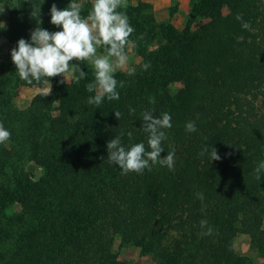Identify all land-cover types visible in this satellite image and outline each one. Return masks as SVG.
<instances>
[{
    "label": "trees",
    "instance_id": "obj_1",
    "mask_svg": "<svg viewBox=\"0 0 264 264\" xmlns=\"http://www.w3.org/2000/svg\"><path fill=\"white\" fill-rule=\"evenodd\" d=\"M70 2L0 0L8 9L2 34L16 47L37 26L49 30L53 3ZM81 5L87 18L93 4ZM149 8L140 1L118 9L141 57L135 75L114 74L124 82L119 100L89 105L95 70L73 61L84 79L50 78L49 95L18 108L20 87L37 82L21 80L12 59L0 64V123L11 133L0 144V264H122L115 236L154 264H248L233 248L241 233L264 256V172L254 178L264 161V1L195 0L182 30L156 23ZM196 17L203 21L192 31ZM145 111L171 115L161 156L175 149L174 170L157 163L122 175L107 142L123 133L125 147L147 146ZM190 120L196 132L185 130ZM205 145L221 159L199 156ZM12 205L19 209L9 213ZM201 221L211 235H202Z\"/></svg>",
    "mask_w": 264,
    "mask_h": 264
},
{
    "label": "clouds",
    "instance_id": "obj_2",
    "mask_svg": "<svg viewBox=\"0 0 264 264\" xmlns=\"http://www.w3.org/2000/svg\"><path fill=\"white\" fill-rule=\"evenodd\" d=\"M124 5V0H94L92 9L87 18L81 16L82 5L76 0H71L69 5L58 9L53 3L50 8V22L61 30L50 32L37 26L30 33V41L20 38L17 46L11 49V59L15 65L19 78L31 84L33 81L42 84H50V78L61 74L67 80L66 74L71 72L75 83L86 77L82 68L75 66V62H88L95 70V79L86 85L89 93H95L88 97L87 103L100 107L105 98L109 101L119 100L120 94L117 90L124 86L123 81H117L115 73L124 70L128 63V54L125 51L129 43L130 35L135 29L129 23L127 15L118 11ZM4 9L0 8V12ZM36 16L35 12H32ZM236 19L241 21L242 28L251 31L250 22H244L241 15ZM39 24V21H38ZM98 48H104L105 54H98ZM150 63H144L142 69L147 71ZM78 73V75H77ZM127 74H136L135 68H128ZM61 83L64 80L60 81ZM50 88L41 91V96L50 94ZM154 102V101H153ZM130 113L135 109L130 108ZM119 120L122 113L115 111ZM142 129L147 133V146L143 143H135L125 147L121 141V135L111 138L107 142V159L109 163H115L121 169L122 175L129 173L143 174L147 169L151 171L152 166L157 163L174 170L175 149L161 156L164 151L163 141L167 139L164 129L172 127L171 115L167 112L156 117L152 111L142 114ZM189 133L197 131L194 120L185 125ZM131 136V133H128ZM11 137V133L0 123V144L5 143ZM209 156L210 161L220 160L217 149L205 145L199 152V156ZM264 172V161H261L254 170V178L261 181V173ZM197 197L203 201L202 193ZM201 229H206L202 235H211L212 227L206 221H201Z\"/></svg>",
    "mask_w": 264,
    "mask_h": 264
},
{
    "label": "rangeland",
    "instance_id": "obj_3",
    "mask_svg": "<svg viewBox=\"0 0 264 264\" xmlns=\"http://www.w3.org/2000/svg\"><path fill=\"white\" fill-rule=\"evenodd\" d=\"M146 2L149 5V11L154 17L156 23H167L172 24L176 29L182 30L187 24L191 12L193 2L195 0H124V5L120 10L136 5L137 2ZM264 1V0H263ZM76 2L82 4L83 2L94 3V0H76ZM6 4H0V8L4 11L0 12V64L3 62H8L11 59V49L14 47L15 42H11L5 39L2 34V27L7 25V15L8 9ZM203 19L196 17L189 23L190 29L193 31L202 23ZM50 32H55L61 30L59 27L49 23ZM30 33L24 36V39L30 41ZM129 40L125 51L128 54V63L124 70L127 71L128 68H133L139 62L141 57L135 52V47ZM98 54H105V49L98 48ZM88 63V62H87ZM91 69L94 70L92 65L88 63ZM63 79V75H60ZM67 80L70 78V72L66 74ZM66 80V79H65ZM50 88L49 84L34 83L32 85L22 86L19 89L18 95L16 96L14 103L18 108L25 107L30 100L37 93L41 91H46ZM177 87L173 86V90ZM264 110V109H263ZM18 205H12L8 208L9 213L18 211ZM264 222V221H263ZM252 240L249 234L241 233L233 240V248L236 254L239 256L247 257L248 264H264V256L257 252L255 245L251 246ZM112 250L116 253L117 258L122 264H154L153 261L147 256L140 253V249L131 244H120L119 236H115L114 243L112 245Z\"/></svg>",
    "mask_w": 264,
    "mask_h": 264
}]
</instances>
